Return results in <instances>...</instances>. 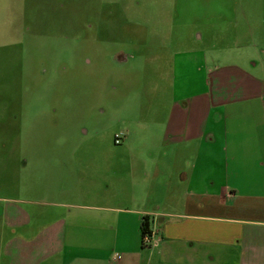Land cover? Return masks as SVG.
Segmentation results:
<instances>
[{"label":"crops","instance_id":"1","mask_svg":"<svg viewBox=\"0 0 264 264\" xmlns=\"http://www.w3.org/2000/svg\"><path fill=\"white\" fill-rule=\"evenodd\" d=\"M183 1L172 0L177 20L191 8ZM195 3L232 10L242 23L235 48L222 57L210 31L169 46L164 107L150 120L118 114L119 144L44 142L50 157L34 161L43 173L27 183L9 161L0 264H264V0ZM145 216L155 232L147 247Z\"/></svg>","mask_w":264,"mask_h":264},{"label":"rangeland","instance_id":"2","mask_svg":"<svg viewBox=\"0 0 264 264\" xmlns=\"http://www.w3.org/2000/svg\"><path fill=\"white\" fill-rule=\"evenodd\" d=\"M199 1L184 0L191 8L177 20L172 0H0L1 186L11 160L23 183L28 172L43 173L34 161L50 157L44 142L112 141L126 130L123 112V120L132 112L154 119L170 92L169 46L188 47L193 34L205 40L210 31L218 54L235 48L242 23L229 7L209 13Z\"/></svg>","mask_w":264,"mask_h":264},{"label":"trees","instance_id":"3","mask_svg":"<svg viewBox=\"0 0 264 264\" xmlns=\"http://www.w3.org/2000/svg\"><path fill=\"white\" fill-rule=\"evenodd\" d=\"M140 232H141V238L143 239L144 236L149 235L151 233V228H150V220L148 216H145L141 222L140 225ZM142 246L147 247L149 244L143 242L142 240Z\"/></svg>","mask_w":264,"mask_h":264},{"label":"built area","instance_id":"4","mask_svg":"<svg viewBox=\"0 0 264 264\" xmlns=\"http://www.w3.org/2000/svg\"><path fill=\"white\" fill-rule=\"evenodd\" d=\"M114 142L115 144H119L120 143V136L116 135L115 138H114ZM154 231L151 230V233L149 235H146L143 237V242L147 243V244H150L151 241H152V238H153V235H154Z\"/></svg>","mask_w":264,"mask_h":264}]
</instances>
